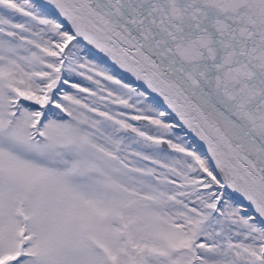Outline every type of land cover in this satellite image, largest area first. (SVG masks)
Listing matches in <instances>:
<instances>
[{
    "label": "snow or ice",
    "instance_id": "6c2138e0",
    "mask_svg": "<svg viewBox=\"0 0 264 264\" xmlns=\"http://www.w3.org/2000/svg\"><path fill=\"white\" fill-rule=\"evenodd\" d=\"M0 264H264V0H0Z\"/></svg>",
    "mask_w": 264,
    "mask_h": 264
}]
</instances>
